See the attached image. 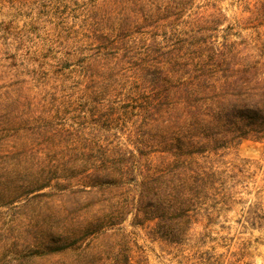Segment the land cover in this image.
I'll use <instances>...</instances> for the list:
<instances>
[{
  "label": "rangeland",
  "instance_id": "1",
  "mask_svg": "<svg viewBox=\"0 0 264 264\" xmlns=\"http://www.w3.org/2000/svg\"><path fill=\"white\" fill-rule=\"evenodd\" d=\"M128 3L0 0V264H264V133L197 156L204 197L179 243L132 223L170 158L148 147L142 86L103 36L198 34L255 57L264 0H142L145 17Z\"/></svg>",
  "mask_w": 264,
  "mask_h": 264
},
{
  "label": "trees",
  "instance_id": "2",
  "mask_svg": "<svg viewBox=\"0 0 264 264\" xmlns=\"http://www.w3.org/2000/svg\"><path fill=\"white\" fill-rule=\"evenodd\" d=\"M141 3L129 0V11L145 17ZM103 33L109 47L122 45L133 82L144 91L138 117L152 121L148 147L170 158L167 166L140 183L132 223L153 219L155 234L177 244L190 224L189 212L204 197L207 176L197 156L264 133V46L253 57L240 51L248 48L246 41L239 48L241 43L235 41L215 42L190 34L166 45L155 35L129 40ZM164 34L167 42V30ZM130 49L132 54L126 52ZM93 173L98 184L103 178L115 180L100 166ZM122 264H130L128 256Z\"/></svg>",
  "mask_w": 264,
  "mask_h": 264
}]
</instances>
